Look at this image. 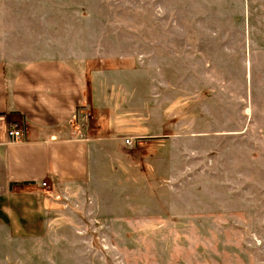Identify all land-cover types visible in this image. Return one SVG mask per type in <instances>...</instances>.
<instances>
[{"label": "rangeland", "instance_id": "1", "mask_svg": "<svg viewBox=\"0 0 264 264\" xmlns=\"http://www.w3.org/2000/svg\"><path fill=\"white\" fill-rule=\"evenodd\" d=\"M47 57L138 61L135 120L158 131L105 154L104 207L56 212L0 264H264V0H0V59Z\"/></svg>", "mask_w": 264, "mask_h": 264}, {"label": "crops", "instance_id": "2", "mask_svg": "<svg viewBox=\"0 0 264 264\" xmlns=\"http://www.w3.org/2000/svg\"><path fill=\"white\" fill-rule=\"evenodd\" d=\"M131 64L88 73L59 57L0 59V247L45 238L60 210L104 207L95 180L105 154L129 162L126 153L155 136L158 130L143 132L135 120L142 78L135 74L138 61ZM143 83L150 102L151 77ZM85 113L90 118L83 126ZM13 123L23 140H11Z\"/></svg>", "mask_w": 264, "mask_h": 264}, {"label": "built area", "instance_id": "3", "mask_svg": "<svg viewBox=\"0 0 264 264\" xmlns=\"http://www.w3.org/2000/svg\"><path fill=\"white\" fill-rule=\"evenodd\" d=\"M89 118H90V114L89 113H85L82 116V118H81V124L83 126L86 125L88 123V121H89ZM9 136H10L12 141H20V140L24 139V134H23L22 128L20 127V125L18 123H13L10 126ZM126 142L128 144L132 143L133 139H131V138L130 139H126ZM42 184H43V187H45V188L48 187V183L46 181H44Z\"/></svg>", "mask_w": 264, "mask_h": 264}]
</instances>
